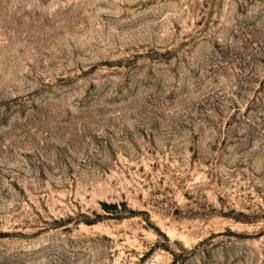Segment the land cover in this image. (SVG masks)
<instances>
[{
    "label": "rangeland",
    "instance_id": "obj_1",
    "mask_svg": "<svg viewBox=\"0 0 264 264\" xmlns=\"http://www.w3.org/2000/svg\"><path fill=\"white\" fill-rule=\"evenodd\" d=\"M0 264H264V0H0Z\"/></svg>",
    "mask_w": 264,
    "mask_h": 264
}]
</instances>
